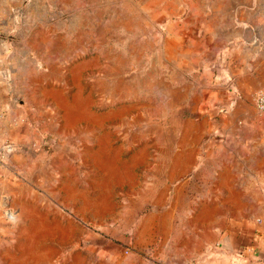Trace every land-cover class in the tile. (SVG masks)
<instances>
[{"label":"rangeland","instance_id":"rangeland-1","mask_svg":"<svg viewBox=\"0 0 264 264\" xmlns=\"http://www.w3.org/2000/svg\"><path fill=\"white\" fill-rule=\"evenodd\" d=\"M220 8L217 0L24 1L21 9L37 30L32 46L40 58L56 63L60 140L57 145L47 138L29 154L71 156L74 161L63 165V173L64 180L75 186L63 182L62 212L45 202L47 243L41 244L14 243L11 232L21 237L23 229L11 227L23 219L42 220L43 213L33 210L32 204L25 211L22 192L14 204L9 197H0V264H106L109 253L114 264H151L149 249L118 240L133 237L139 216L152 206L162 208L164 216L159 247L169 239L174 242V264L197 262L212 233L207 224L196 227L197 220H191L194 227L184 228L188 224L184 217L200 198L176 196L174 228L166 225L164 208L170 203L166 190L171 192L182 182L178 181L183 167L181 159L174 170L168 166L171 142L178 146L191 137L183 132L184 118L170 108L168 96L175 83L194 72L189 62L190 67L177 66L189 55L184 56L176 35L195 32L199 17ZM37 18L42 19L38 24ZM209 18L202 22L208 29L213 24ZM47 21L52 27L55 22L54 32L43 25ZM220 57L213 53L207 70L213 85L222 87L227 71ZM31 73L32 83L42 78L33 69ZM49 74L48 70V79ZM229 108L221 104L216 109ZM211 252H222V245L215 244Z\"/></svg>","mask_w":264,"mask_h":264},{"label":"crops","instance_id":"crops-1","mask_svg":"<svg viewBox=\"0 0 264 264\" xmlns=\"http://www.w3.org/2000/svg\"><path fill=\"white\" fill-rule=\"evenodd\" d=\"M24 1L32 0H0V197H9L14 204L22 192L25 211L32 204L33 210L43 213L42 220L23 219L11 227L12 231L23 229L21 237L11 232L14 243L41 244L47 243L45 202L54 203L60 212L64 210L63 182L68 181L71 188L75 184L64 180L63 165H72L74 159L29 154L30 148L41 147L47 138L57 145L60 140H56V63L52 60L50 65L46 57L40 58L32 46V35L37 30L28 24L30 16L21 9ZM217 1L220 10L204 16L213 21L209 29L202 24L205 19L199 17L195 32L176 35L184 56L189 55L177 66L190 67L189 62L194 72L174 84L168 102L184 118L183 132L191 137L182 145L171 142L173 154L167 158L168 166L174 170L182 160V178L178 181L182 182L177 186L182 185V190L176 186L171 192L166 190L170 197L164 208L166 225L174 228L176 196L198 197V204L185 213L188 224L184 228L194 227L191 220H197L195 226L205 228L207 224L212 238L204 242L203 252L191 264H264V113L256 110L254 102L256 93L264 89V0ZM41 21L34 20L36 24ZM47 23L43 25L54 32L55 22L54 27ZM60 34L58 29V38ZM213 53L222 56L221 66L223 61L226 64L223 77L229 81L234 96L223 86L213 85L209 78L207 65ZM32 69L42 76L37 83H32ZM221 104L230 108L219 112L216 108ZM34 199L39 204L32 202ZM9 208L7 212L12 210ZM161 209L152 206L141 213L133 237L118 242L137 245L139 250L149 249L151 264H174V242L167 239L165 247H159V229L163 226L160 220L164 217ZM31 235L38 236L31 240ZM215 244L222 245V252H211ZM104 261L114 264V255L109 253Z\"/></svg>","mask_w":264,"mask_h":264},{"label":"built area","instance_id":"built-area-1","mask_svg":"<svg viewBox=\"0 0 264 264\" xmlns=\"http://www.w3.org/2000/svg\"><path fill=\"white\" fill-rule=\"evenodd\" d=\"M223 71V70H222ZM221 71V74H222ZM224 78V77H223ZM225 81L223 82L222 86L225 88L226 92L228 94H230L231 96H234V90L232 89L230 83L228 80H226V78H224ZM231 100V99H230ZM255 106L256 109L261 112L264 113V89H260L256 95H255Z\"/></svg>","mask_w":264,"mask_h":264}]
</instances>
